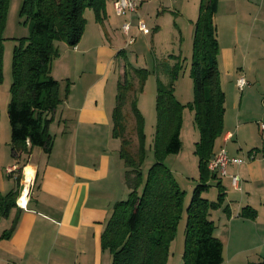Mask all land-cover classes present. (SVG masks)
I'll return each mask as SVG.
<instances>
[{"label":"crops","instance_id":"0c3cea01","mask_svg":"<svg viewBox=\"0 0 264 264\" xmlns=\"http://www.w3.org/2000/svg\"><path fill=\"white\" fill-rule=\"evenodd\" d=\"M155 1L157 7L151 4L153 0H140L136 12L128 17L115 14L112 0H108L101 19H96L93 9L92 15L83 13L84 31L74 46L60 42L51 65L61 98L50 114L51 150L33 146L16 156L11 148L7 160L0 151V200L12 190L17 192L15 200L0 203V264H111V254L101 246V234L114 204L129 192L120 138L112 131L118 84L129 70L128 61H119L124 50L121 24L130 19V33L137 43L148 34L137 30L138 18L155 14L157 30L159 19L173 10L184 17L186 10L187 0ZM199 2L193 0L194 13L187 17L192 26ZM214 22L224 103L228 99L233 108L237 106V116L243 121L234 131L226 123L224 111L223 133L211 158L223 145L229 156L244 158L240 164L229 163L225 175L214 173L224 176L217 181L226 193L221 224L214 234L224 244L221 264H244L252 262L251 258L259 264L264 259V141L258 145L255 135L264 132L260 126L264 123L260 119L264 85L246 60L255 47L264 49V0H217ZM220 23H226L230 33L223 45L218 35L224 28ZM240 52L246 54L242 63L236 60ZM172 55L176 54H167L175 61ZM241 75L248 82L242 89L236 85ZM252 102L262 112L244 110ZM11 166L15 168L8 171ZM27 169L31 180L26 187ZM232 174L239 176L236 186Z\"/></svg>","mask_w":264,"mask_h":264},{"label":"trees","instance_id":"16d2710c","mask_svg":"<svg viewBox=\"0 0 264 264\" xmlns=\"http://www.w3.org/2000/svg\"><path fill=\"white\" fill-rule=\"evenodd\" d=\"M108 0H23L22 11L31 20V32L15 46L12 57V82L7 115L10 124L11 148L14 155L28 153L33 146L49 152L53 135L48 129L50 114L60 103L59 82L51 74L52 60L58 55L57 46L65 42L74 46L84 27L86 8L93 9L101 19ZM217 0H200L194 22L191 76L194 97L189 103L199 130L195 143L198 156L199 181L189 203L184 208L186 191L164 163L166 155L177 153L181 147L180 128L184 104L174 95V81L183 67L180 55H172L175 62L169 67V81L157 82V126L154 139V162L144 178L141 169L145 149L143 118L135 100L131 108L135 115L136 152L131 151L125 136L126 123L123 104L131 90L125 72L118 84L116 104L112 112L113 135L120 138L127 198L117 201L101 234V246L111 254V264H167L170 244L176 235L177 224L186 213L182 264H221L223 243L214 234L215 225L210 211L222 205L223 186L218 182V201L201 195L215 177L208 168L217 139L223 133L224 91L220 85L218 68V40L214 14ZM9 0H0V83L2 81L3 30ZM139 82L146 70L135 69ZM28 141V143H27ZM12 190L4 200H15ZM242 211V215H245Z\"/></svg>","mask_w":264,"mask_h":264},{"label":"rangeland","instance_id":"374dc122","mask_svg":"<svg viewBox=\"0 0 264 264\" xmlns=\"http://www.w3.org/2000/svg\"><path fill=\"white\" fill-rule=\"evenodd\" d=\"M199 1L200 0H198V2ZM22 4L23 0H9L6 22L3 30V76L0 83V151L5 153L6 156H4L3 159L6 157V160L9 158L11 149V145L9 146L10 124L7 115V105L10 98V85L12 82L13 50L15 46L19 45L23 38L28 37L31 32V20L28 14L22 11ZM151 4L153 6L156 4L157 7V1L153 0ZM192 5L193 0L186 1L184 17L175 14V10L172 9L173 12H170V15L159 19L161 25L157 30H155L157 25L156 15L153 14L149 17L143 16L142 19L150 29V33L143 37L140 36L137 43H131V45L128 44L126 46L125 42H122L121 47H124V50L120 51L121 59L119 58V61L126 60L129 62L127 78L130 80V83H132L131 90L127 94L122 110L126 123L125 136L130 142L132 152H136L137 149V137L134 129L135 115L130 105L132 97L143 118L146 154L141 164V169L145 178L149 166L155 160L154 139L157 126V82L160 80L164 84H167L169 81L168 70L175 61L170 60L167 54L175 53L176 55L179 54L181 57L183 67L174 81V95L178 101L185 105L182 112L180 128L181 147L177 153L166 155L164 163L172 170L174 177L186 191L184 208H186L189 203L193 189L199 181L198 156L195 153V143L199 139V130L194 121V110L189 105L194 97V82L190 74L194 25H190L187 18L194 13V7ZM198 9L199 5L195 6L196 16H198ZM92 14V9L88 8L84 10L85 16ZM220 27H222L223 30H219L218 35L220 43L223 45L229 40L228 37L230 33L227 30L226 23H220ZM59 44L57 49L60 48L63 43ZM245 58L246 54L243 55L242 52L236 56V60L238 59L239 63H242ZM246 62L248 65L253 66L255 73L257 72L256 76L259 84L264 85V49L255 47L254 51L248 55ZM135 69L140 71L145 69L147 71L143 82H139V74ZM262 89H264V86H262ZM236 92H238L239 95L240 91L236 90ZM224 106L226 123H231L232 129L236 131V125L241 122V120L243 121L242 118L237 116L238 108L237 106L233 108L231 101L228 99L225 101ZM261 107H264V105ZM261 107L259 108L260 111ZM259 109L257 105H254L252 102L250 107L244 110L250 113H256ZM260 117L261 121L264 122V115ZM255 139L258 145H261V142L264 141V132H258L257 135H255ZM223 146L225 147V145ZM3 167L4 166H1V169H3ZM223 177L224 176L218 174L212 178L213 181L208 183L207 188L201 192V195L210 201H218L220 188L217 183L220 181H217V178ZM222 191L225 195V188H223ZM222 210L223 208L219 206L210 211V218L213 220L215 228L217 224H221L220 219ZM185 225L186 213L184 209L177 224L176 235L170 244L167 264H182ZM260 250H262V248H260ZM250 261L252 262H245L244 264H258L257 260H253L252 258ZM259 264H264V259H262Z\"/></svg>","mask_w":264,"mask_h":264},{"label":"built area","instance_id":"2783aa9c","mask_svg":"<svg viewBox=\"0 0 264 264\" xmlns=\"http://www.w3.org/2000/svg\"><path fill=\"white\" fill-rule=\"evenodd\" d=\"M140 4V0H112V6L114 9L115 14L120 16H128L130 17L131 14L136 12L138 6ZM137 30L142 32L143 34L149 33V28L146 23L141 19L138 18L136 22ZM131 29V22L130 19H126L121 24V30L124 34V42L127 46L134 42L135 37L130 33ZM247 80L244 75L239 76L236 78V85L242 89L246 84ZM261 128H264V123H262ZM28 143V141H27ZM244 162V158L237 157V156H229L227 154V150L224 147H220L214 156L208 162V168L213 173H219L220 175L226 174V168L229 163L240 164ZM15 166L9 167L7 170L12 171ZM231 182L233 185H237L239 176L238 174H232Z\"/></svg>","mask_w":264,"mask_h":264},{"label":"bare ground","instance_id":"6f19581e","mask_svg":"<svg viewBox=\"0 0 264 264\" xmlns=\"http://www.w3.org/2000/svg\"><path fill=\"white\" fill-rule=\"evenodd\" d=\"M26 178H25V182H26V187L27 185L29 184L30 180H31V173L29 171V169L26 170ZM25 188V187H24ZM25 192H26V189L24 190V192L21 194V198L19 199L20 202H22L25 198ZM27 193V192H26Z\"/></svg>","mask_w":264,"mask_h":264}]
</instances>
